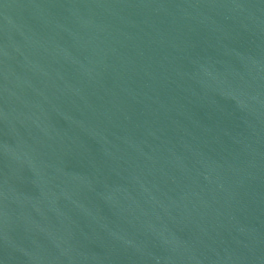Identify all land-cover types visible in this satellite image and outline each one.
<instances>
[{
	"label": "water",
	"instance_id": "1",
	"mask_svg": "<svg viewBox=\"0 0 264 264\" xmlns=\"http://www.w3.org/2000/svg\"><path fill=\"white\" fill-rule=\"evenodd\" d=\"M0 264H264V0H0Z\"/></svg>",
	"mask_w": 264,
	"mask_h": 264
}]
</instances>
